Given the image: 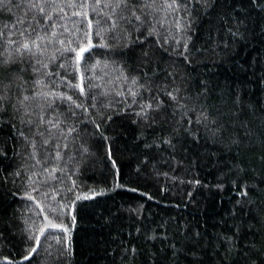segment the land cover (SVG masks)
<instances>
[{"label":"trees","instance_id":"16d2710c","mask_svg":"<svg viewBox=\"0 0 264 264\" xmlns=\"http://www.w3.org/2000/svg\"><path fill=\"white\" fill-rule=\"evenodd\" d=\"M105 2L0 5V264H264V0Z\"/></svg>","mask_w":264,"mask_h":264},{"label":"snow or ice","instance_id":"6c2138e0","mask_svg":"<svg viewBox=\"0 0 264 264\" xmlns=\"http://www.w3.org/2000/svg\"><path fill=\"white\" fill-rule=\"evenodd\" d=\"M7 2L14 4L18 10L23 11V18L18 17L17 18V24L24 25V24H26L27 17L29 16V14L33 10H37L39 14L47 16V13L45 11V7H42L41 4H44V5L55 4L56 0H7ZM99 2H100V0H97V3H99ZM131 2H132V0H106L105 7H111L112 8V14L117 16V19L113 22V25H112L114 29L120 27V21L121 20L129 19V22H131L130 18H128L126 16V12L128 10L129 5L131 4ZM152 2L155 3V0H152ZM189 2H191V0H189ZM198 2H199V0H198ZM4 3H5V0H0V5H3ZM182 3H183V0H166V6L170 9H172L173 11H179V8H180ZM113 5H115V6L112 7ZM145 6L150 7L151 5L146 4ZM185 10L187 11V8H185ZM76 15H81V13H76ZM145 15H147V13H145ZM132 16L135 17V20L141 21V17L139 15H136L135 10H133ZM47 19L51 20V17L48 16ZM32 20L39 23V21L36 20L35 16L32 17ZM143 23H144V21H141V24H143ZM176 23L179 24L180 21H177ZM27 24H28V27L20 28L18 30V34L20 36L25 37V42L18 44L16 49H15V52L18 54L22 53V52H27L30 55L35 56L36 52L33 51V48L39 49V44L37 43V41L43 42L44 37L39 36L37 34L36 28H34V27L32 28L31 32H29L28 28L31 27V21H27ZM7 27L8 26L5 25L4 28H0V37L4 36L5 29H7ZM13 27H15V25ZM41 27H43V25H41ZM33 35H36V39H32ZM52 35L55 36V33H53ZM8 43L11 44V43H14V41L9 40ZM49 43H51V41H49ZM177 43H179V41H177ZM88 47L90 48L91 44H89ZM185 47H186V45H185ZM87 50H88L87 48H81L80 49V51L77 53V62H79L81 54L86 52ZM12 63H15V60H13L11 53L7 57H5L4 54L2 52H0V65L12 64ZM37 63H40V61L37 60ZM44 66L46 67V65H44ZM33 67H34V70L38 71V69H35V66H33ZM61 67H63V65H61ZM81 92H83V88H81ZM134 95H135V93H134ZM3 99H4V97L2 95H0V101H2ZM27 99H28V97H25V100H27ZM69 99H71V98L69 97ZM0 107H2V105H0ZM147 107L150 108L152 106L148 105ZM138 115H140V113H138ZM22 135H23V133H22ZM50 226L55 227V225H50ZM32 251L35 252L36 249H33ZM25 259H28V257H25Z\"/></svg>","mask_w":264,"mask_h":264}]
</instances>
